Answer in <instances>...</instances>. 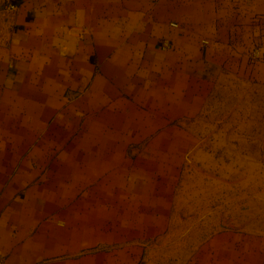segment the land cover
<instances>
[{"label": "crops", "instance_id": "1", "mask_svg": "<svg viewBox=\"0 0 264 264\" xmlns=\"http://www.w3.org/2000/svg\"><path fill=\"white\" fill-rule=\"evenodd\" d=\"M8 3L16 8H0V256L146 264L144 160L153 162L162 139L173 149L205 85L264 87V0ZM188 263L264 264V236L222 232Z\"/></svg>", "mask_w": 264, "mask_h": 264}, {"label": "rangeland", "instance_id": "2", "mask_svg": "<svg viewBox=\"0 0 264 264\" xmlns=\"http://www.w3.org/2000/svg\"><path fill=\"white\" fill-rule=\"evenodd\" d=\"M251 87L205 85L198 110L178 121L173 149L162 139L153 162L144 160L146 264H189L222 232L264 236V98L254 96L264 87Z\"/></svg>", "mask_w": 264, "mask_h": 264}, {"label": "built area", "instance_id": "3", "mask_svg": "<svg viewBox=\"0 0 264 264\" xmlns=\"http://www.w3.org/2000/svg\"><path fill=\"white\" fill-rule=\"evenodd\" d=\"M6 7L8 9L13 10L16 8V5L14 3H8ZM171 25L174 27L178 26L177 23H172ZM203 43H207V41L204 40ZM165 46H168V44H166ZM250 55L252 56L253 59H259L261 57V52H260L259 48H255L251 51ZM0 264H5L2 256H0Z\"/></svg>", "mask_w": 264, "mask_h": 264}]
</instances>
